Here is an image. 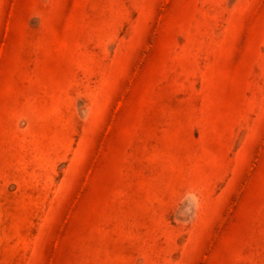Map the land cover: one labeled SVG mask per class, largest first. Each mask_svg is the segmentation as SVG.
<instances>
[{
	"label": "rangeland",
	"instance_id": "obj_1",
	"mask_svg": "<svg viewBox=\"0 0 264 264\" xmlns=\"http://www.w3.org/2000/svg\"><path fill=\"white\" fill-rule=\"evenodd\" d=\"M0 264H264V0H0Z\"/></svg>",
	"mask_w": 264,
	"mask_h": 264
}]
</instances>
